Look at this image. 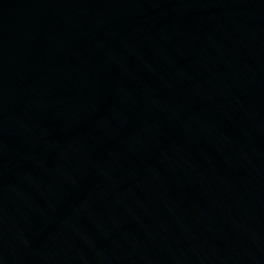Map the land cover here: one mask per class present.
I'll return each instance as SVG.
<instances>
[{"label":"water","instance_id":"1","mask_svg":"<svg viewBox=\"0 0 264 264\" xmlns=\"http://www.w3.org/2000/svg\"><path fill=\"white\" fill-rule=\"evenodd\" d=\"M0 264H264V0H0Z\"/></svg>","mask_w":264,"mask_h":264}]
</instances>
